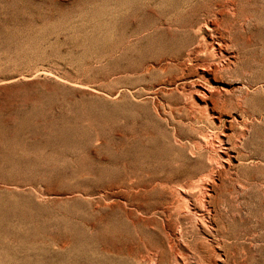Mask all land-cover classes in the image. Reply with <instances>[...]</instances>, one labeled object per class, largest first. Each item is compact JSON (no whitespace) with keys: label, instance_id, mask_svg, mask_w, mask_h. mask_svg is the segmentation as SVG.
Listing matches in <instances>:
<instances>
[{"label":"rangeland","instance_id":"374dc122","mask_svg":"<svg viewBox=\"0 0 264 264\" xmlns=\"http://www.w3.org/2000/svg\"><path fill=\"white\" fill-rule=\"evenodd\" d=\"M0 264H264V0H0Z\"/></svg>","mask_w":264,"mask_h":264},{"label":"bare ground","instance_id":"6f19581e","mask_svg":"<svg viewBox=\"0 0 264 264\" xmlns=\"http://www.w3.org/2000/svg\"><path fill=\"white\" fill-rule=\"evenodd\" d=\"M223 11V10H222ZM213 21V20H212ZM202 24V23H201ZM200 24V25H201ZM206 26L205 27H208V26H211V23H206L205 24ZM200 28H202V27H200ZM214 28V27H213ZM212 29V28H211ZM217 29V28H216ZM198 31H199V28H198ZM201 32V31H200ZM211 32H213V31H211ZM201 35V34H200ZM210 35V34H209ZM216 36V35H215ZM203 37V36H202ZM213 39V38H212ZM205 40V39H204ZM202 41H203V39H202ZM205 42V41H204ZM221 42V41H220ZM200 43V42H199ZM219 43V42H218ZM201 44V43H200ZM206 44V43H205ZM202 45H204V43L202 44ZM212 46H214V45H212ZM195 47V46H194ZM192 48V47H191ZM205 49H206V46H205ZM214 49V48H213ZM212 49V50H213ZM198 51V50H197ZM203 52V51H202ZM189 54V53H188ZM192 55V54H191ZM190 55V56H191ZM195 55V54H194ZM189 56V55H188ZM192 61V60H191ZM201 64V63H200ZM202 66V65H201ZM209 66V65H208ZM217 68V67H216ZM203 69H205V70H207L208 69V67L205 65V66H203ZM214 69H215V67H214ZM218 70V69H217ZM201 92L203 93V94H207L205 91H203V90H201ZM206 96V95H205ZM209 98H211V96H209ZM214 100V99H213ZM205 101V100H204ZM205 103H207V101H205ZM218 105V104H217ZM205 142V141H204ZM200 143H201V141H200ZM213 146V145H212ZM230 157V156H229ZM211 161V160H210ZM213 161V160H212ZM211 161V162H212ZM216 162V161H215ZM214 162V163H215ZM206 177V176H205ZM205 177H200V178H198L197 180H192V181H190V184L189 185H187L186 186V188H190L191 187V189H193V188H200L198 191H200L199 193H201V195L203 196V197H207V195H208V193H207V191H206V189H204V191L201 189V188H205L206 186H205ZM207 179V178H206ZM183 190H185V188H183ZM194 190V189H193ZM186 191V198L189 200V199H192V198H194V196H193V194L192 193H190V191H189V189H186L185 190ZM185 191H183V192H185ZM196 199V198H195ZM198 200H200V199H198ZM195 207L194 208H197L198 206H196L195 204H193Z\"/></svg>","mask_w":264,"mask_h":264}]
</instances>
